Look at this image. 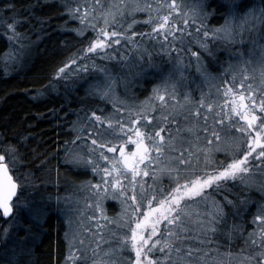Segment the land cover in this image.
<instances>
[{
    "label": "snow or ice",
    "instance_id": "snow-or-ice-1",
    "mask_svg": "<svg viewBox=\"0 0 264 264\" xmlns=\"http://www.w3.org/2000/svg\"><path fill=\"white\" fill-rule=\"evenodd\" d=\"M70 3L77 6L65 4L67 14L80 24L72 31L83 36L90 30L94 39L72 54L56 70L55 78L67 80L88 76L91 64L97 75L92 77L94 83L89 85L90 93L101 99H115L117 81L106 68L95 65L93 57L101 61L114 60L116 46L122 41L126 44L130 40L134 42L138 34L133 27L140 21L133 18L126 29L116 30L123 28L119 21L126 15L147 14L143 23L150 25L151 31L139 35L160 39L162 50L175 60L174 71L184 67L187 47L184 41L186 36L192 35L190 29L200 37L196 43L201 51L211 55L208 41L217 38L231 41L234 29L243 31L245 25L250 33L264 28V7L258 14L255 8L249 9L239 23L229 19L219 28H209L203 22L207 19V14L202 12L204 0H194L191 6L185 0H155V8L148 0H131L130 5L125 0H118L109 3L107 10L99 14L95 9L104 8L101 0H93L95 7L85 6L88 0L80 3L70 0ZM6 12L12 14L6 15ZM20 23L13 3L0 8V29L12 33L8 37L10 41L19 42L23 38L17 32ZM19 48L23 49L24 45L19 44ZM137 51H140L139 47ZM144 52L150 61V54L146 49ZM17 55L10 49L2 58L14 60ZM187 55L195 57L196 70L209 82L210 89L215 87L216 100L208 102L211 91L202 93L195 108L184 111L189 103L188 96H183V103L177 99L175 85L167 83L170 73L153 88L152 97L160 102V111L164 107L172 108L168 115L156 117L143 110L133 112L121 107L116 110L118 119L102 117L93 111L87 117V129L73 124L75 140L67 143L81 141L86 153L74 152L69 147L65 159L99 176V182L95 184L73 182L76 187H86L93 194V206L100 213V217H93L97 220V228L104 227L98 223L100 218L109 219L102 207L106 200H118L123 206L118 221H123L121 227L126 234L119 238L116 249H108L103 256L99 254L98 241L92 249L91 264H223L217 259L221 255V245L216 238L230 237L232 233L243 238L246 246L235 254L241 258L239 264H264V202H256L255 212H249L253 202L242 198L240 191L233 192V189L253 187L264 192V45H260V55L252 72L248 70L252 60L244 59L243 53H236L239 74L235 71L236 66L229 63L219 77L208 71L200 52L189 50ZM121 60H127V57H121ZM211 81H217L218 86L211 85ZM156 111L153 107L152 112ZM189 117L195 121L191 126L188 125ZM85 132L86 137L81 135ZM20 155L15 144L0 137V216L7 220L2 235L7 242L12 229H23L26 234L16 236L13 241L12 264H21L20 257L30 255L28 244L33 239L32 226L45 217L50 207L25 196L27 176L13 177ZM145 177L152 183L149 184ZM161 177L168 179L167 185L162 183ZM244 213H249L251 220L237 223L236 220L243 221ZM229 217L235 218L230 227ZM25 218L28 224L24 223ZM246 223L255 227L244 236ZM65 235L67 237L68 233ZM99 240H103L102 235ZM79 243L83 244V241ZM125 249L128 250L127 258L122 255ZM224 255L231 258L234 254L229 251ZM114 256L117 259H112ZM82 259L87 264L89 257ZM23 264H30V261L25 260Z\"/></svg>",
    "mask_w": 264,
    "mask_h": 264
},
{
    "label": "rangeland",
    "instance_id": "rangeland-1",
    "mask_svg": "<svg viewBox=\"0 0 264 264\" xmlns=\"http://www.w3.org/2000/svg\"><path fill=\"white\" fill-rule=\"evenodd\" d=\"M14 3V0H0V8L7 3ZM82 2V0H77V3ZM104 8L96 7V14H99L101 11L107 10L109 3L118 2V0H101ZM126 3H131V0H125ZM143 2V0H142ZM149 3H152L153 8L156 7L155 0H148ZM179 2V0H178ZM185 3L188 6H191L194 3V0H185ZM65 4H69L71 7L77 6L76 3H70V0H62V12L60 15L64 16L62 27L63 29L71 32L72 34L77 35L81 39H84V42H80L79 45L74 47L68 54V58L77 52L78 49L84 48L88 45L90 39H94V34L90 30H86L83 36L78 35L76 32L72 31L74 28H79L80 24L78 21L70 19L67 14V8L64 7ZM244 4V5H243ZM85 6H94L93 0H88L87 5ZM95 7V6H94ZM218 8H224V12H219ZM230 8V9H229ZM235 8V9H234ZM255 8L257 10L260 7L255 6V3L251 0H204V8L202 9L203 13L207 14V19L203 21L207 24L209 28H219L225 24L226 20L233 19L234 23H239L243 14L246 13L249 9ZM32 13V11H31ZM6 15H11L10 12H6ZM33 14V13H32ZM31 14V15H32ZM153 16L156 15L155 12L152 13ZM140 21L134 25L133 30L138 34L137 37L134 38L133 41H129L127 44L122 41L121 45L116 46V59L110 61H101L93 57L95 65L99 67H104L106 70L111 72L113 77L116 79L117 83L115 86L114 96L115 99H101L98 96H95L97 107L94 109H89L86 113H81L76 115V117L71 119L68 123V127L71 130V140H75L76 133L73 131L74 122L77 123L78 126H83L86 129L89 127V121L87 117L91 115V112L96 111L97 115L102 117L111 116L113 120L118 119L119 116L117 114V109L123 107L127 110H131L133 112H140L143 110L146 113H150L156 117H160L163 115H168L169 112L172 111L171 107H164L163 111H160L161 104L159 101L152 99L153 97V88L159 86L162 83V78L167 79L169 74L171 73V78L167 79V83L171 85H175L177 99L183 103V96L187 95L189 99V103L185 105L184 111H190L195 108L198 101L201 98L202 93H209L211 91L212 95L209 97L208 102L212 100H216L215 96V87H211L208 81H205L201 72L196 70V61L195 57L189 58L187 55L189 50L192 52H200L204 64L207 66L208 71L212 73V75L219 77L225 69L228 68L229 63L236 66L235 71L239 74L238 67V59H231L228 56L225 58L224 62L221 57L226 53L232 54V52L236 48H242L244 44H249V50L245 52L243 55L244 59L252 60V64L248 65L249 72L256 67V60L260 55V45H264V40L261 38L262 28H258L257 31L248 32L247 25H245V30L237 31L234 29V38L231 41H224L220 38L214 41H208L209 47L212 49L211 55L204 53L201 51L199 45L196 43L200 39L197 33L193 30L191 36H186L184 43L187 45L185 48V58H184V67L180 71H174L175 60L166 54L165 50L161 48V42L159 38L149 39L147 36L141 37L139 34L149 33L151 31L150 25L143 23L147 20L148 16L146 13H136L134 17L132 15H126L125 19L120 20V24L123 25V28L118 27L117 31H123L127 28V25L132 22V19ZM30 20V18H29ZM33 22V21H32ZM30 21L25 28L23 22L17 27V32L22 35V39L19 42L10 41L8 44V48L6 51L10 49L16 51L18 55L14 60H4L6 68L8 65L16 64L19 59L24 54L25 48L29 45L30 48L36 46V43L42 38L43 33L45 32L44 25L43 26H35ZM46 26V24H45ZM130 35V33H126ZM12 33L6 29H0V37L5 38L11 37ZM19 44H23L24 48L20 49ZM85 44V45H84ZM137 47H139L140 51H137ZM167 46H165L166 48ZM253 47L252 49H250ZM147 50V53L150 54L151 60L149 61L148 55L145 54L144 50ZM175 53H173V56ZM143 56L144 59L141 60L140 57ZM121 57H127V60H121ZM220 59V60H219ZM215 63V67L214 64ZM87 63V61H86ZM219 63V64H218ZM149 64L155 65V67H150ZM90 74L88 76H78V77H69L67 80L56 79L55 72L52 76V80L58 83H64L69 85L68 83H73L77 78L85 79L89 93L90 88L89 85L94 83L92 77L97 75L96 68L92 67L90 64ZM217 66V67H216ZM182 72V77H181ZM139 73V74H138ZM148 80V85L142 83L144 80ZM239 78V75H238ZM258 79V75H257ZM251 82V81H249ZM139 85V86H138ZM211 85L218 86L217 81H211ZM135 87H140L139 92ZM169 91L171 92V87H169ZM91 94V93H90ZM92 95V94H91ZM168 97L166 96V100ZM119 101V102H117ZM157 108L156 112H152V108ZM103 110V111H100ZM177 110H179V106L177 105ZM155 123V121H153ZM195 121H193L192 117H189L188 125L191 126ZM104 127H107L105 125ZM69 130V129H68ZM163 134V133H162ZM86 137V132L81 133ZM2 137V136H0ZM72 148L74 152H80L82 154L86 153V149L83 148L81 141H76L75 144L65 143L63 147L62 156H63V164H68V166L83 170V174L78 180H67L66 177L62 176H53L51 171H46L45 177L44 175H35L37 174L35 169L27 167L23 164V155L22 153L19 157V163L16 171H13L12 174L15 177L19 176L21 178L27 176V184L28 187L25 191V196L31 200L43 203L45 205H52L53 207H49L45 217L39 221L38 224L33 225V239L31 240V244H28V248H30L31 253L29 256L20 257L21 264L23 261L28 260L30 264H35L33 260H31V255L33 253V247L35 242V238H37L39 233H42L46 220L48 216L51 214L54 216V224L56 226H63V238H65V248L64 251L57 261L56 264H85V261L82 257L87 256L89 259L87 260V264H91L92 258V249L96 247V243L100 242L99 254L103 256V253L108 249H116L118 247V240L120 237L125 235L124 229L121 227L123 221H118L120 214L122 212V205L118 200L108 199L102 205L104 209V215L108 217V220L100 218L98 223L104 225V227L97 228V220H94L93 217H100L99 211L93 206L94 198L93 194L86 187H76L75 184H83L84 182L91 181L93 184L99 182V176L94 175L90 169L84 168L82 166H76L69 163L65 159L66 148ZM106 166V165H104ZM11 169V164L9 165ZM51 173L52 176L48 175ZM148 181L149 184L152 183V180L148 177L144 178ZM39 181V183L37 182ZM161 181L164 185L168 184V179L165 177H161ZM75 182V184L73 183ZM127 181H125L126 183ZM39 185L45 188L50 192L51 198L48 199L41 194L39 189ZM50 186V187H49ZM241 192V196L244 199L252 198V194L256 191L259 196L258 202H264V192L259 191L257 188H249V189H233V192ZM227 194V193H226ZM57 198L59 200L57 201ZM230 199H235L234 196H230ZM219 199V197H217ZM253 206L256 204L253 200ZM61 211V215L55 219V212H57L56 208ZM196 205H193L192 208L196 209ZM225 211L228 212L229 209L226 207ZM255 212V207H254ZM57 217V216H56ZM61 218V219H60ZM10 219V218H9ZM235 218L229 217V227ZM251 220V217L249 218ZM118 221L117 223H113L112 221ZM62 222V223H61ZM237 223H240V220H236ZM25 224H28L27 218L24 220ZM4 227H7V220L4 224ZM247 233L253 230L254 225L247 224L245 226ZM228 231V229H225ZM37 233V234H35ZM66 233L68 236L66 237ZM26 234L23 229L16 231V229H12L10 233V238L5 241L3 238V247L0 251V264H12L13 260V249L15 248V244L13 241L16 236L24 237ZM100 235L103 236V240L100 241ZM41 236V235H40ZM247 236V234H244ZM221 245L219 248V252L221 255L217 257L218 260L222 261L223 264H239V260L241 259L239 256H236V253H239L241 249H245V243L243 238L239 237L237 234L232 233L231 236H221L216 238ZM83 241V244L79 243V241ZM38 241V240H37ZM33 245V246H32ZM238 246V247H237ZM231 251L234 255L233 257H228L224 255L225 253ZM247 254V250H246ZM119 255V254H118ZM122 255L127 258L128 250L125 249ZM104 259H108V257H103ZM112 259H117L116 256L112 257Z\"/></svg>",
    "mask_w": 264,
    "mask_h": 264
},
{
    "label": "trees",
    "instance_id": "trees-1",
    "mask_svg": "<svg viewBox=\"0 0 264 264\" xmlns=\"http://www.w3.org/2000/svg\"><path fill=\"white\" fill-rule=\"evenodd\" d=\"M251 1L257 7H264V0ZM14 3L17 19L25 25L23 28L26 29L28 23L33 21L31 26L35 23V26L44 25L45 32L36 46L30 48L28 45L21 59L16 64L8 65V68L2 57L10 41L7 37H0V136L18 147L23 155V164L26 168L35 169V175L45 176L46 171H51L53 176L78 180L83 170L63 164V147L71 140L72 129L68 123L76 115L97 107L98 100L89 93V82L86 83L85 79L77 78L66 85L54 82L52 76L67 61L69 52L85 40L63 29L64 16L60 15L62 0H14ZM223 9L218 8L221 13ZM261 33H264V28ZM248 46L244 44L232 54H223L219 63L224 62L226 57L228 60V56L238 59L236 53L244 55L249 50ZM148 82L145 78L142 81L145 85ZM50 84L54 86L50 87ZM135 88L139 92L140 87ZM51 173L48 175L52 176ZM39 189L44 197L51 198L49 191L40 185ZM255 193L251 200L256 203L259 196ZM249 212H254L253 206H249ZM55 213L57 219L61 211ZM53 215L47 217L42 233L35 238L31 255L35 264H56L64 251L63 226L54 224ZM250 217L249 213H244L240 222L250 221ZM244 234H247L246 229Z\"/></svg>",
    "mask_w": 264,
    "mask_h": 264
},
{
    "label": "flooded vegetation",
    "instance_id": "flooded-vegetation-1",
    "mask_svg": "<svg viewBox=\"0 0 264 264\" xmlns=\"http://www.w3.org/2000/svg\"><path fill=\"white\" fill-rule=\"evenodd\" d=\"M5 222H6V219L4 217L0 216V251L2 250V247H3L2 229L4 227Z\"/></svg>",
    "mask_w": 264,
    "mask_h": 264
},
{
    "label": "water",
    "instance_id": "water-1",
    "mask_svg": "<svg viewBox=\"0 0 264 264\" xmlns=\"http://www.w3.org/2000/svg\"><path fill=\"white\" fill-rule=\"evenodd\" d=\"M13 175V174H12ZM14 177V176H13Z\"/></svg>",
    "mask_w": 264,
    "mask_h": 264
}]
</instances>
